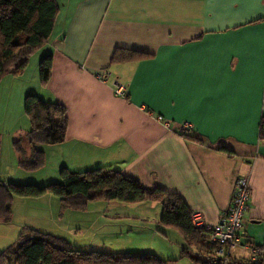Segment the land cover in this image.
<instances>
[{"label": "crops", "instance_id": "1", "mask_svg": "<svg viewBox=\"0 0 264 264\" xmlns=\"http://www.w3.org/2000/svg\"><path fill=\"white\" fill-rule=\"evenodd\" d=\"M56 1L47 44L22 74L0 80V107H14L11 144L29 128L23 102L33 93L66 110L64 141L41 147L60 182L62 168L120 172L178 194L214 225L245 178L244 235L230 256L249 259L250 246L264 262V0ZM116 49L150 57L110 63ZM47 54L50 77L42 86L38 63ZM184 124V135L198 142L180 134ZM2 153L1 141L0 166ZM161 212L159 204L118 201L77 211L52 195L12 202L13 218L22 215L18 233L29 228L85 252L189 260L180 255L182 238L160 227Z\"/></svg>", "mask_w": 264, "mask_h": 264}, {"label": "trees", "instance_id": "2", "mask_svg": "<svg viewBox=\"0 0 264 264\" xmlns=\"http://www.w3.org/2000/svg\"><path fill=\"white\" fill-rule=\"evenodd\" d=\"M58 15L56 0H0V80L8 74L20 75L29 58L47 44ZM150 55L116 49L110 63L140 60ZM51 54L38 63L39 79L45 86L50 77ZM23 110L29 128L14 140L12 146L18 157V166L24 171H36L44 166L45 154L41 146L60 144L66 137L68 120L62 105L46 102L39 95H25ZM184 138L198 142L195 137ZM217 151L229 154L224 147ZM61 182L42 187L7 184L0 180V222L11 221L14 198H40L52 195L66 209L84 210L95 201H118L125 204L154 203L162 207L160 227L176 232L183 240L180 255L193 264H264L257 250L258 260L221 258L209 243L208 233L193 227L192 211L175 193L150 188L122 175L101 169L86 172L60 170ZM152 253L85 252L73 249L58 237L31 231L16 244L0 253V264H168Z\"/></svg>", "mask_w": 264, "mask_h": 264}, {"label": "rangeland", "instance_id": "3", "mask_svg": "<svg viewBox=\"0 0 264 264\" xmlns=\"http://www.w3.org/2000/svg\"><path fill=\"white\" fill-rule=\"evenodd\" d=\"M28 72H30V69ZM8 75H10V77L17 76V75H12V74H8ZM13 112H14V107H11V112L7 111L5 108L0 107V117H2L1 122H0V132H2L1 131L2 125L5 124L7 126V129L3 130L4 132L3 137L0 134V150H1V141H2V147L4 146V155L2 153V163L0 166V176H1L2 181L7 184H16V185L32 184V185H36L39 187H42L48 184H54V183L58 184L60 180L58 181V177L57 179L54 178L58 175V172L53 171L55 175H51L52 169L54 166V162L51 160L48 161L47 163H44V166H42L40 169L36 171H30V172L20 169L17 162L14 163L15 154H14L12 144H11L13 132L15 130L14 125H13V120L11 119V117L14 116ZM24 117H25V120L28 121L25 114H24ZM41 147H39V149H41ZM45 162H46V159H45ZM20 177H24L25 179L20 178ZM17 180H20V181H17ZM29 217L30 218L33 217L32 213L29 214ZM21 218H22V215L20 217L13 218V213H11L10 223L12 222V224L9 225L10 224L9 223V224L0 225V253L4 251L5 249H7L8 247L12 246L13 244H16L20 238L26 239L31 235L32 230H30L29 228L20 229L18 233L19 227L21 226V223H20ZM17 233H18V236H17ZM27 233L29 235H27ZM12 236L14 237L12 238ZM172 264H193V262L192 261L190 262L187 259H184V260L181 259V260L175 261Z\"/></svg>", "mask_w": 264, "mask_h": 264}, {"label": "built area", "instance_id": "4", "mask_svg": "<svg viewBox=\"0 0 264 264\" xmlns=\"http://www.w3.org/2000/svg\"><path fill=\"white\" fill-rule=\"evenodd\" d=\"M118 94L123 93L121 86L114 89ZM190 130L188 124L182 125L181 132ZM250 200L249 189L246 179L238 180L233 193L231 203L225 214L214 225L205 224L199 212H192L191 222L194 228L208 233L209 243L217 249V254L223 258L230 255V251L240 246L244 235V215ZM251 262L258 260L257 250L253 247H245ZM226 264V263H225Z\"/></svg>", "mask_w": 264, "mask_h": 264}]
</instances>
